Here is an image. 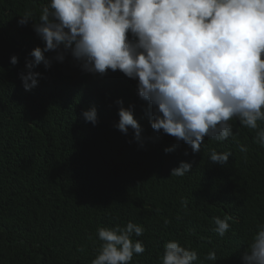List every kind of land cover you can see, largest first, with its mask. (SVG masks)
Instances as JSON below:
<instances>
[{"label":"trees","instance_id":"1","mask_svg":"<svg viewBox=\"0 0 264 264\" xmlns=\"http://www.w3.org/2000/svg\"><path fill=\"white\" fill-rule=\"evenodd\" d=\"M47 3L0 0V264H91L101 243L97 227L128 221L146 229L133 237L146 251L132 264H161L164 244L174 239L198 251L195 264H243L257 224L264 223V148L254 142L255 132L235 121V140L205 137L193 154L151 127L136 80L119 70L85 73L70 55L48 69L39 65L43 78L25 91L20 73L43 42L32 21H18L31 11L39 22ZM118 100L133 106L140 140L131 128L125 135L115 127ZM92 107L95 126L82 115ZM213 148L232 152L226 165L209 161ZM181 161L192 164L190 173L171 177ZM224 215L233 221L220 237L212 218ZM212 250L216 262L204 258Z\"/></svg>","mask_w":264,"mask_h":264},{"label":"clouds","instance_id":"2","mask_svg":"<svg viewBox=\"0 0 264 264\" xmlns=\"http://www.w3.org/2000/svg\"><path fill=\"white\" fill-rule=\"evenodd\" d=\"M29 21L43 47H35L25 60L27 71L20 73L25 91L43 78L35 71L39 65L48 69L70 55L85 73L102 77L119 70L136 80L151 127L174 137L177 144L186 143L193 154L201 151L205 137L235 140V121L253 130L254 142L264 148V0H49L39 22L26 11L18 23ZM18 59L13 55L10 63L16 65ZM117 104L115 127L125 135L131 128L140 140L133 106L123 107L122 100ZM82 115L94 126L98 123L95 107ZM237 147L241 153L249 151L242 143ZM231 155L213 148L209 161L224 166ZM191 168L190 162L181 161L170 176L184 177ZM212 220L213 231L224 237L233 217ZM145 231L132 221L98 226L101 243L91 264H132L134 255L146 251L143 241L133 237ZM204 258L218 259L215 250ZM160 260L195 264L199 254L174 239L164 244ZM242 262L264 264V223L257 224Z\"/></svg>","mask_w":264,"mask_h":264}]
</instances>
